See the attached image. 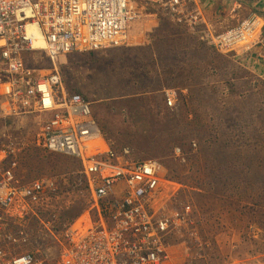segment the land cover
Returning <instances> with one entry per match:
<instances>
[{
	"label": "rangeland",
	"instance_id": "1",
	"mask_svg": "<svg viewBox=\"0 0 264 264\" xmlns=\"http://www.w3.org/2000/svg\"><path fill=\"white\" fill-rule=\"evenodd\" d=\"M212 1L220 12L213 18L219 29L252 11L259 13L260 25L264 21L261 3ZM213 14L210 10V18ZM139 19L120 47L61 54L53 62L42 55L37 64L28 59L31 54L23 55L37 68H57L66 85L90 98L92 113L115 148L128 146L135 159L163 163L165 177L178 189L171 201L170 187L164 192L165 207L192 208L170 237L174 262L264 264V78L245 68V59L219 52L166 18L158 27L147 23L156 21L149 14ZM152 58L157 66H148ZM169 88L177 93L173 108L166 102ZM14 121L8 120L9 135L29 144L18 157L19 174L29 181L50 174L60 184L58 195L25 223L29 238L20 250L38 251L47 264H59L60 248L52 233L89 205L81 165L34 145L40 125L32 116ZM3 126L0 120V133Z\"/></svg>",
	"mask_w": 264,
	"mask_h": 264
},
{
	"label": "built area",
	"instance_id": "2",
	"mask_svg": "<svg viewBox=\"0 0 264 264\" xmlns=\"http://www.w3.org/2000/svg\"><path fill=\"white\" fill-rule=\"evenodd\" d=\"M152 6L155 18L199 35L219 52L240 56L252 40L264 46L258 12L219 29L207 18L202 0H0V264H47L38 251L20 250L29 238L25 223L30 216L38 217L40 207L60 188L57 176L43 174L29 181L19 174L18 157L29 144L9 135L8 120L15 117V123L27 116L40 125L34 145L80 162L90 195L84 212L52 233L60 248L59 264L194 263L170 257V237L192 208L165 207L164 192L170 187L171 201L178 189L165 177L163 163L135 159L128 146L115 148L95 119L90 98L66 85L57 68L35 66L42 55L53 62L61 54L124 45L130 25ZM23 54H31L28 59L36 64H28ZM166 94L173 108L177 93L170 89Z\"/></svg>",
	"mask_w": 264,
	"mask_h": 264
},
{
	"label": "crops",
	"instance_id": "3",
	"mask_svg": "<svg viewBox=\"0 0 264 264\" xmlns=\"http://www.w3.org/2000/svg\"><path fill=\"white\" fill-rule=\"evenodd\" d=\"M211 1L212 0H202V2L205 3V6H207L206 7V16H207V18H210L209 11L213 10L214 14L211 16V19H212V21H214L215 23L218 24V21L217 20L215 21L213 19L214 17L218 18L220 16V14H219L220 12H218V9H217L218 5L214 1H212V2ZM250 1H252L250 3V5H252V6H255V5L260 4V3L264 5V0H250ZM250 1L249 0H245V4H249ZM241 4L243 5V2H241ZM155 14L158 15L156 12H155ZM155 14L153 12H149V15L151 17H153L154 19H156L157 22L156 21H149L147 23L151 22V25H155V26L157 25V27H158L159 25H161L160 22L162 21V19H160V18H162V17L155 18V16H156ZM214 22H213V24L215 25ZM263 24H264V21H263ZM149 27H151L150 24H149ZM184 31L186 33H188L189 36L191 35L193 37L196 36L197 38H199V35L191 34L187 30H184ZM152 35H154V34H152ZM263 41H264V33H263ZM253 43H254V41L252 40V43L249 44V47L248 46L246 47L247 49L244 51V54H243V52H241L240 56H238V57H240L241 59H244V56H245V59H246L245 62L247 63V65H244V66H246L245 68H247V69L250 68V70L253 73H255L257 76L264 78V46H263L262 43L258 44V46L254 45ZM137 45H141V44L138 43ZM134 49L135 50H139V48H136V47H134ZM148 50H149V44H148ZM94 52H96V51H90V53H94ZM140 52L142 54H144L145 53L144 48H142ZM249 55H250V57H249ZM153 64L155 66H157L155 58H152V61L149 63L148 66L153 65ZM78 89H76V91H78Z\"/></svg>",
	"mask_w": 264,
	"mask_h": 264
},
{
	"label": "clouds",
	"instance_id": "4",
	"mask_svg": "<svg viewBox=\"0 0 264 264\" xmlns=\"http://www.w3.org/2000/svg\"><path fill=\"white\" fill-rule=\"evenodd\" d=\"M171 89H172V88H171ZM167 90H170V88H169V89H165V93H166ZM173 90H174V89H173ZM166 95H167V94H166Z\"/></svg>",
	"mask_w": 264,
	"mask_h": 264
},
{
	"label": "bare ground",
	"instance_id": "5",
	"mask_svg": "<svg viewBox=\"0 0 264 264\" xmlns=\"http://www.w3.org/2000/svg\"><path fill=\"white\" fill-rule=\"evenodd\" d=\"M40 44H43V43H40ZM181 150V149H180ZM181 152V151H180ZM58 217V216H57ZM69 222V221H68ZM44 223V222H43ZM55 225V224H54Z\"/></svg>",
	"mask_w": 264,
	"mask_h": 264
}]
</instances>
